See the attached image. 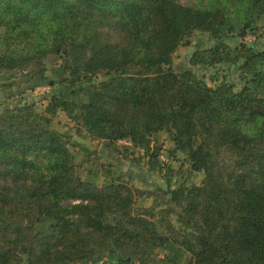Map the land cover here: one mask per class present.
<instances>
[{
  "label": "trees",
  "instance_id": "obj_1",
  "mask_svg": "<svg viewBox=\"0 0 264 264\" xmlns=\"http://www.w3.org/2000/svg\"><path fill=\"white\" fill-rule=\"evenodd\" d=\"M261 18L264 0H0L5 89L53 87L45 112H0V264H264V49L226 40ZM195 31L215 44L192 63L236 65L239 89L174 70ZM59 111L110 149L130 139L150 169L165 132L189 166L152 190L85 179Z\"/></svg>",
  "mask_w": 264,
  "mask_h": 264
},
{
  "label": "rangeland",
  "instance_id": "obj_2",
  "mask_svg": "<svg viewBox=\"0 0 264 264\" xmlns=\"http://www.w3.org/2000/svg\"><path fill=\"white\" fill-rule=\"evenodd\" d=\"M179 1L183 4H190L193 0ZM226 40L231 47L235 46L237 42L242 41L249 45L254 43L258 48L264 49V18L259 19L244 37L230 34L226 37ZM214 44L215 41L208 33L195 31L190 37L189 43L179 46L174 53V70L182 71L190 69L210 85H215L221 79L226 78L236 84V88L239 89L241 84L239 83L236 65L221 63L211 66L192 63L191 57L197 49ZM46 62L49 68L48 74L51 75L52 58H48ZM8 80L10 79H6L0 74V112L19 101L33 103L40 112H45L53 89L51 85L45 84L33 90H27L24 94H16L14 93L15 89H13L14 91L5 89L8 84L7 82H9ZM52 126L69 134L71 139L70 148L75 155V160L78 163H83L81 167L83 178L98 183L110 180L114 175V177L120 176L122 181L127 182L132 187L150 190L156 186L166 188L167 182L164 171L167 166L170 165L174 168H186L189 166V161L184 153L173 151L174 144L165 132H161L153 139V143L160 146L161 162H159L163 166V169H150L145 160L141 161L142 163L135 160L143 154L141 149L130 145L128 141H124L123 139L116 141L113 144V148L110 149L105 146L103 141L92 139L86 132L78 133L74 123L63 111H59L54 117ZM202 177L203 173L199 172L192 177V180L200 183ZM178 182L179 178L174 177L173 183L176 184ZM136 204L150 206L154 204V199L137 197ZM162 254H164V251L161 252ZM99 264L109 263H106V259H103Z\"/></svg>",
  "mask_w": 264,
  "mask_h": 264
},
{
  "label": "built area",
  "instance_id": "obj_3",
  "mask_svg": "<svg viewBox=\"0 0 264 264\" xmlns=\"http://www.w3.org/2000/svg\"><path fill=\"white\" fill-rule=\"evenodd\" d=\"M122 140V139H121ZM124 141H128L130 143V145H132V142L130 139H123ZM120 141V140H119Z\"/></svg>",
  "mask_w": 264,
  "mask_h": 264
}]
</instances>
